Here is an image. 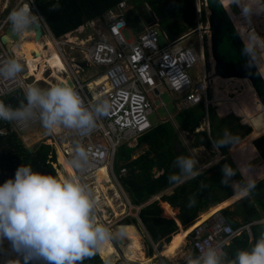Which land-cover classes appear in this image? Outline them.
Here are the masks:
<instances>
[{
	"label": "clouds",
	"instance_id": "1",
	"mask_svg": "<svg viewBox=\"0 0 264 264\" xmlns=\"http://www.w3.org/2000/svg\"><path fill=\"white\" fill-rule=\"evenodd\" d=\"M219 4L224 6V0H219ZM233 5L240 10L239 16L231 14L230 19L234 25H240L237 35L244 44L242 55L248 58L246 67L256 66L260 72L264 64V37L255 31L252 21L254 16L264 15V0H228V8L231 9ZM60 8L57 2L48 10L57 12ZM40 19L42 17L35 14L29 4L13 8L6 17L5 23L10 25L12 36L19 39L9 37L14 46L9 58L0 62V78L14 79L22 73L25 86L18 89L25 92L17 107L0 101V121L15 122L24 127L39 122L46 134L62 127L74 130L80 137H86L95 130L99 118L109 115L110 102L105 99L85 106L78 91L68 83L54 84L48 88L28 85L27 79L31 76L25 77L23 58L15 53V48L19 46L17 42L33 35L40 27ZM41 28L42 36L43 31L49 36L42 24ZM63 62L65 70H68V64ZM62 73L67 74L66 71ZM238 141L237 135L226 130L222 138L211 142L213 149L219 151L224 146H234ZM50 147L55 152L56 147ZM73 151L74 155L68 161L69 167L78 173L86 171L90 163L88 149L77 141ZM198 163L191 156H177L173 167L178 171L168 177L169 183L179 185L201 175ZM237 172L242 177L239 182L233 180ZM222 174L221 183L234 190L231 197L233 200L249 198L257 187L256 178L248 165L239 164L233 168L226 163ZM205 188L202 182L201 191ZM149 203L142 204L144 206ZM195 204L194 194L189 197L188 207H194ZM96 207L97 199L93 191L78 176L44 175L33 171L31 165L20 166L14 179H8L0 185V264H83L86 259L99 253L104 245L126 235V226L114 231L99 223L95 214ZM129 218L138 220L132 216L124 219ZM121 222L119 225H128ZM245 227L249 230L256 228L258 232L255 242L248 249H238L232 258H228L223 245L217 244L207 247L198 255L188 256L186 264H264V218L253 219ZM5 241L10 246L8 249L4 248ZM162 248L158 246L157 251L160 258L165 259L160 253Z\"/></svg>",
	"mask_w": 264,
	"mask_h": 264
},
{
	"label": "trees",
	"instance_id": "2",
	"mask_svg": "<svg viewBox=\"0 0 264 264\" xmlns=\"http://www.w3.org/2000/svg\"><path fill=\"white\" fill-rule=\"evenodd\" d=\"M122 1L124 0H33V3L48 24L51 33L55 37H59L69 31L77 29L87 21L104 17L107 11L114 9ZM140 1L151 8L152 12L158 18L159 28L169 39L177 38L188 33V30L195 28L198 23L199 19L197 20L195 7L197 0ZM57 2L60 3L61 8L57 12H50L48 9ZM6 15L7 12L0 11V19H4ZM130 22L134 23L132 17L130 18ZM207 55L206 52L205 56ZM23 96L24 91L17 89L0 99V101H3L6 105L17 107L19 100L23 99ZM239 104L242 105L241 103ZM241 107H239L241 111L236 113L244 116L247 123L253 129L248 125H243L241 129L233 132L232 134L239 137L238 142L264 125V109L259 110L256 108L253 113H249ZM205 114L204 106L200 104L182 109L175 115L180 129L194 134V141L191 147L203 145L207 149H210L212 142L209 136L212 141L220 139L223 137L228 125L240 121L239 117L233 115L219 117L213 111L212 107H208L209 135L205 130L195 133V130L202 125ZM8 125V122L0 121V129H8ZM19 139L14 133L5 136L0 135V185L8 179L15 178L17 169L22 165H31L33 171L44 175L58 176L56 167L53 166V164H56V154L49 145L40 143L33 149H27ZM254 144L264 160V134L256 138ZM141 145H146L148 148L134 158H131L134 147L126 146L121 151L120 154L126 155V157H122L124 162L121 168H119V171L122 168H126V174L124 176L118 174L120 176V185L129 194L132 203L138 205L148 202L151 198L175 186L176 184L169 183L168 177L178 171V169L173 167L176 157L179 155L191 156L190 149L182 143L178 130L170 121L160 123L148 133L140 136L137 139L136 146ZM228 147L231 148L232 146L220 148L219 151L222 158L210 168L206 169L205 172H202L201 175L177 185L172 194L165 193L161 196L160 200L162 202L179 208L178 218L185 227L191 221L195 220L200 212L207 210L211 206L213 208L219 205L220 207L218 209H220V214L233 228L245 226L253 219L264 218V179L257 183L256 189L249 198L239 201H229L232 199L231 197L234 193L231 192V186H224L221 183L223 176L222 168L226 163L233 168L237 167L232 158L228 156ZM62 165L66 171L65 165ZM157 173H160L158 177L156 176ZM241 179L242 177L239 172L233 177L234 181H241ZM202 182L206 185L203 191L200 189ZM194 194L196 204L194 207H188L189 197H192ZM224 202L225 204L221 205ZM224 205L226 207L223 209L222 206ZM232 207L234 208L232 209ZM217 210L202 217L200 222L213 216L218 212ZM139 217L153 241L159 244L160 249L162 248L164 240L169 239L161 251L173 241L174 236L184 231V229L180 231V226L178 229L176 220L163 216V210L158 200L144 205L139 211ZM126 220H122L121 224L130 225L129 222H125ZM251 231L253 233L252 237L245 230L224 247V252L228 258H232L238 249H248L255 242L258 235L257 229L252 228ZM7 247H10L9 244ZM149 253L150 255L154 253L152 246L149 247ZM99 255L100 253L97 252L91 259H86L83 264H105L102 261V257H100L101 255ZM192 255L198 254L193 250ZM183 264H186V262Z\"/></svg>",
	"mask_w": 264,
	"mask_h": 264
},
{
	"label": "built area",
	"instance_id": "3",
	"mask_svg": "<svg viewBox=\"0 0 264 264\" xmlns=\"http://www.w3.org/2000/svg\"><path fill=\"white\" fill-rule=\"evenodd\" d=\"M30 2L35 14L42 17L40 22L50 36L56 50L62 54V46L73 45L78 51L84 53L79 61H85L89 65L104 66L103 79L99 84L94 79L83 84L77 75L80 67L75 60H72L76 67H69V77L73 87L82 97L85 106L105 99L111 104L109 115L97 120V127L90 135L80 137L74 130L70 129L73 141L64 142L66 135H63L62 131L60 133L45 134L44 138L50 146L60 148L66 162L74 155L75 143L77 141L81 142L89 151L90 163L84 172L78 173L72 169L74 174L80 179H91L101 167H106L116 186L120 188L123 198L121 204L124 207V212L121 216L118 214V218H115L116 215L112 216L107 208L96 207L95 214L98 222L113 229L115 225H118L126 217L132 216L139 220L138 212L143 204H132L130 198L124 193L119 177L115 176L113 172L115 155L118 148L123 144H129L130 141L153 129L150 121V116L154 113L152 94L160 97V92L164 87L182 97L186 108L200 104L207 108L212 104L210 100L212 92L210 71L208 69L205 71L203 54L199 53L192 45L185 44L187 33L173 39L166 38L165 43L160 44L159 33L161 29L158 23V25L153 24L138 33L131 40L126 39L123 29L127 27V19L123 12L115 13L116 10L121 11L123 9L124 1L119 2L114 9H110L107 12L109 15L107 31L100 32L97 37L89 34V38L80 39L81 43L87 41L83 45L81 43L74 44V42L65 37L55 38L51 34V30L43 16L40 15L34 5L33 0H30ZM89 23L91 25L95 24L93 26L94 29H96V26H100L95 19L90 20L86 25ZM5 25V19L0 20V29L4 28ZM200 26L201 24L198 21L194 31L200 30ZM202 30L206 35H210L209 26ZM2 34H0V37ZM9 55L10 53L0 41V62L8 59ZM198 67L199 76L193 79L188 70ZM24 86L25 79L22 73L14 79L0 78V99L18 88H24ZM37 125H40L39 122L27 127L10 122L8 129H0V135L5 136L10 133L19 135ZM192 157L197 160L196 156L193 155ZM202 168L203 165L199 167V169ZM125 172L126 168H122V174ZM90 184L87 185L89 186ZM245 230L250 236L253 235L251 229H246L245 226L233 228L220 213H216L199 222L190 231L188 237L193 250L197 254L207 247L217 244H222L224 251V246L228 245L233 238L241 235ZM150 239L153 248L157 250L158 244L151 237ZM7 246L8 242L5 241L4 248L8 249ZM12 258L16 257L13 256ZM161 259L163 264H168L163 257ZM114 264L137 263L119 256V259Z\"/></svg>",
	"mask_w": 264,
	"mask_h": 264
},
{
	"label": "rangeland",
	"instance_id": "4",
	"mask_svg": "<svg viewBox=\"0 0 264 264\" xmlns=\"http://www.w3.org/2000/svg\"><path fill=\"white\" fill-rule=\"evenodd\" d=\"M124 2H125V5H124L123 9L121 11L116 10L115 13L123 12L125 15V18L127 19V27L125 29H123V34H124L126 39L129 40V39L133 38L135 35H137L138 33L144 31L146 28H149L153 24L158 23V18L152 12L151 8L146 6V4H143L140 0H124ZM205 3H206L205 0H197L196 1V6H195L196 7V15H197V20L199 19L198 21L201 24V26H200L201 29L197 30V31H194L195 28L188 30L189 32L187 33L188 36H187V40L185 41V44L192 45L194 48H196V50L199 53L203 54V61L205 62V71L208 69L210 71V74H211V72H212V61H211L212 56H211V49H210V47H211L210 46V35H206V33L202 30V29L207 28L209 26L208 21H207L208 15H209V10L207 9ZM224 3L228 7V0H224ZM23 4L31 5L32 11L35 12V10L32 7L30 0H0V11L1 12L5 11V12H7V15H8L9 12L13 8L20 7ZM229 11L231 14H234L230 9H229ZM7 15H6V17H7ZM202 15H204V17H202ZM235 15L239 16V14H235ZM6 17H5V20H6ZM131 17L133 18L134 23L130 22ZM99 19L100 18L95 19L96 21H98V24L100 25L99 27L96 26V29H94L93 26L95 24H97V22H95L94 25H91L90 23L88 25H83V26L81 25L78 27V29L73 30L71 33V38L74 41V44L81 43V41L72 37V36H80L81 39H82V37H83V39H86V37L89 38V34L97 37L100 34V32H106V30H107L106 24L109 20V15L104 14V17L101 18V21H99ZM0 20H3V19H0ZM8 26L9 25L6 23L4 28H6ZM236 27L240 28V25H237ZM252 27H254L255 31L261 37H264V15L254 16L253 21H252ZM4 28L0 29V34H2V31H4L3 30ZM43 33H44V35L41 38V40H42L41 42L46 43L45 41L47 39L49 40V38L46 35L45 31H43ZM85 43H81V44L83 45ZM45 47H46L45 49L48 48V46H45ZM6 49H7V47H6ZM53 49H54V47H53ZM66 51H67V55L70 57H74L78 60L82 57L81 51H78L75 47L74 48L67 47ZM48 52H50V50H48ZM206 52L208 54L207 56H205ZM214 66L215 65H213V70H214V74H216V67H214ZM210 68H211V70H210ZM25 70L27 71V69L24 68V71ZM103 70H104V66L90 65V67H87L86 69L80 71L78 73V77H79L80 81L83 84H85L89 78H92L95 76L97 77V74ZM26 71H25V73H26ZM188 71H189L190 75L193 77V79H196L197 76H199V67L198 68H190ZM261 73L264 77V64L261 65ZM44 75H45L44 81L42 79V81H37V82H36V79L33 78L32 76L29 77L27 79L28 85L34 84V85H37L41 88H48L54 84L69 83V81H71V78H68L67 75H64L63 78H61V79H56L55 76H52L53 74L51 75V72H49V71H46L44 73ZM216 75L219 78L220 75H218V74H216ZM60 81H62V82H60ZM211 81H212V79H211ZM214 82H215V78H213V84H214ZM218 99L222 100V102H218ZM210 100L212 101V104H213L212 105L213 111L217 115H219V117H225V116L233 115L235 117H239L241 119L240 121H242L243 123H246V125H248V126H249V124L247 123L244 116H242L240 113H236L233 110V107L234 106H236V107L242 106L241 108H243L246 112H249V113H253L256 108H258L259 110L263 109V107H262L260 101L258 100L254 90L252 89V86L249 83V79L248 78L244 79L243 77H222V76H220L219 88H218V90H214L212 87ZM232 100H234L235 103H230ZM152 102L154 105L153 106L154 113L150 116V121H151L153 127L158 126L160 123L170 121L171 123H173L175 125L176 129L178 130V134H179V137H180L182 143L187 148L191 149L190 152H192L196 156L197 160L199 161L198 165L201 163H202L201 165H203V163H206L204 165H208V168H209V166L211 167L212 165H214L217 162V160L219 159L220 153H218V151L214 150L213 146L210 149L205 148L203 145H199L197 147H191V144L194 141V134H190L189 132L183 131L178 126V123L175 119V115L178 112H180L182 109L186 108V106L182 103V97H180L177 93L170 92L166 87H164L160 92V97H157L156 95L152 94ZM239 103H241L242 105H240ZM203 122H202V125L198 129L195 130V133L197 131L199 132V131H203V130L207 131V133H208L209 125L208 126L204 125ZM60 129H61L63 135H66V137L64 138V142L74 140L73 136L70 132V129H65L62 127H60ZM33 133H36V134H38V136H42V137L39 138L38 140H32L31 138L30 139L26 138L27 136H30ZM45 134H46V132L41 127V125H37L32 129H29V130H26V131L20 133L19 136H17V137L20 138L19 140L21 141V143L24 145L25 148L33 149L35 146H37L40 143L47 145V143H46L47 140L45 139L46 140L45 141L43 139ZM20 135H21V137H20ZM136 142H137V139L130 141L129 144H124L122 147L118 148L117 154L115 155V158L113 161V172H114L115 176H117L119 174V168H121V166L124 162L122 157H126V155L124 156L123 154H120L121 151H123L126 148V146L134 147L133 154H132L131 158L136 157L138 154H140L141 152H143L145 150V147L136 146ZM242 150H244V149H241L238 152V154H236L235 156H238ZM55 154H56V159H55L56 164H53V166L56 167V172H58V176H60V177L75 176L73 173H71V171L67 165L65 166V168H66V171H65L64 166L62 165V164H64V160L61 159V161H60V158H62V157L60 154H58V152H56V148H55ZM255 166L256 165L250 166V167H255ZM96 174L94 177H91V179L82 178L81 181L83 183L85 182L87 184L91 183L89 185V187L91 188L94 196L97 199V207H99L101 209L102 208H111V210L113 208V210H115V213H113L112 216H115V214H116L115 218H118V216L119 215L121 216V214L124 212V210H123L124 207L122 206L121 208H118L117 205L119 203L115 202V199H113L114 200L113 201L112 199L109 198V196L113 197V194H114V187L113 186H115L116 188H118V187L116 186V184H115L114 180L112 179L109 172H107L109 180L107 179L105 181H99L98 179H96ZM125 174H126V172H125ZM209 174H208V176H209ZM156 176L158 177L159 175L157 174ZM100 177H104V176H100ZM93 178H95L96 180ZM236 181L239 182V180H236ZM109 183L111 185H113L111 188H107V186H110V185H108ZM98 186H100V189H99V192L97 193V190H98L97 187ZM119 190H120V188H119ZM120 192H121V190H120ZM231 192H234L232 187H231ZM124 193L126 194V192H124ZM126 196H127V194H126ZM232 200L233 199H230L229 201H232ZM154 201H155V197L151 198L148 202H154ZM227 201H225V202H227ZM159 202H160V205H161L162 210H163V216H165L167 218H173V217H171V215H168L164 212V207L162 205V202L161 201H159ZM225 202L222 203L221 205L225 204ZM102 203L105 206H103ZM211 207H209L205 211L200 212L197 215V218L195 220L191 221L188 224V226L185 227L186 230L184 228V235H186V239H185L184 244H183L184 241L179 240L176 236L173 237V242H171V244L174 243V240L177 241L178 242L177 252L179 253L180 251H182L179 255H177V257L170 259L166 255L167 254L166 248H168V246L170 247L171 244H168L167 247L163 251L160 252L161 255L165 257L168 264H183L185 259H187L188 256L192 255L193 247L190 243V238L188 237V234L200 222V219L204 214L212 213L213 211L217 210L220 207V205L213 207V208H211ZM222 207L225 208L226 205H224ZM233 208L234 207H232V209ZM219 210L220 209H218L217 211H219ZM178 212L179 211H177V209H176L177 214H178ZM200 214H202V215H200ZM199 216H201V217L198 219ZM125 222L131 223L133 225L134 229L136 230V233L138 235V243L140 245V248L143 252L144 257L146 258V261H148V264H163L161 261V258H160V254L158 253V251L155 248H154V253L152 255H150L149 247L153 244L151 243V239L148 236V234H146L143 226L140 223H138V221L135 220L134 218H129ZM114 228L116 230V225L113 227V230H114ZM117 239H114L112 241V243H113L114 247L116 248V250H118V252H119V249H118L119 246H118V243L116 242ZM168 240H166V241L164 240V243L162 246L166 245ZM102 261H103V259H102ZM114 263H115V261H114ZM134 263H136V262H134ZM105 264H107V263H105Z\"/></svg>",
	"mask_w": 264,
	"mask_h": 264
},
{
	"label": "bare ground",
	"instance_id": "5",
	"mask_svg": "<svg viewBox=\"0 0 264 264\" xmlns=\"http://www.w3.org/2000/svg\"><path fill=\"white\" fill-rule=\"evenodd\" d=\"M224 6L226 7L229 14L231 15L228 7L225 4H224ZM236 28H238V27H236ZM34 36H35V33L31 36L24 37L22 41L17 42L19 46L15 48L16 55L21 56L23 58V62L26 66L27 71L24 74L25 77L32 76L33 78L36 79V82L42 81V79L44 81V79H45L44 73L48 70L49 72H51V75L53 74L52 76H55L56 79L63 78L62 72L66 71L65 70V64H64L63 60L60 58L59 54L53 50V46L51 43L52 40L50 41L46 38L47 39L45 41L46 43H42L41 38L35 39ZM18 39L19 38L17 37L16 40H18ZM4 40L6 41L7 50L10 53L11 51H9L8 47L11 46V49L13 48V46H14V43L12 44L13 40L10 39L8 35L4 37ZM45 46H48V48L45 49L46 48ZM48 50H50V52H48ZM211 61H212V72L210 74V77L212 79L211 89L213 87L214 90H218L220 76L218 78V76L216 74H214V70H213L214 61L212 58H211ZM65 75H67V74H65ZM213 78H215L214 84H213ZM244 79H246V78H244ZM60 82H62V81H60ZM100 82H101V78L97 79L96 83L99 84ZM68 84L70 85V83H68ZM263 109H264V107H263ZM60 131H61L60 128H57L55 132L60 133ZM263 133H264V126L261 129H259L257 132H255L248 140L246 139L247 140L246 142H244V143L240 144L238 147H236L235 150L236 149L239 150L249 143L251 144V142L254 140V138H257L258 136L262 135ZM58 152L61 155L62 159L64 160L65 166L67 165L68 168L70 169L71 173L74 174V172L72 171V168L69 167L68 162H66V160L64 159L62 151L58 150ZM100 176H104L105 178L100 177ZM96 179H98L99 181H105L107 179L109 180L106 167H101L99 169V171L96 174ZM108 185H110V186H107V188L112 187L111 184H108ZM97 189H98L97 190V193H98L100 186H98ZM167 209L170 210L168 207H167ZM200 217L201 216H199L198 219ZM119 227H121V226H118L116 229H118ZM177 237H180L184 240L186 239V235H184V234H179V235H177ZM118 239H119V243H118L119 252H118V250H116V248L114 247L112 242L104 245L100 249L99 253H100V255H101V257L105 263L114 264V261H117V259H119V256H123V257L127 258L128 261L136 262L137 264H148V261H146V258L144 257L143 252H142L140 245L138 243V235L132 226H126V235L121 237V238H118ZM177 247L178 246L175 243H172L170 245V251L167 252V256L170 259L177 257V255H179L181 253V252L177 253V251H176Z\"/></svg>",
	"mask_w": 264,
	"mask_h": 264
},
{
	"label": "water",
	"instance_id": "6",
	"mask_svg": "<svg viewBox=\"0 0 264 264\" xmlns=\"http://www.w3.org/2000/svg\"><path fill=\"white\" fill-rule=\"evenodd\" d=\"M205 1L207 9L209 10L208 25L210 31V49L216 67V73L222 77L248 78L258 100L264 107V77L256 66L251 68L246 67L248 58L242 55L244 44L241 38L237 35L238 28H236L233 21L230 19L228 10L225 6L219 4V0ZM230 10L234 14L240 13L239 8L235 5H233ZM9 28L10 25L4 31L5 35H2L0 38L3 45H6V41L4 40L5 36L8 35L12 39L17 38V36H12ZM34 38H42L41 24L36 30ZM165 41L166 34L163 31H160V44H164ZM77 64L81 66L82 69H86L89 66L85 62H78ZM218 71H220V73H218ZM68 78L70 77L68 76ZM69 83L73 86L72 81H69ZM243 125L244 124L240 121L235 122L232 125L227 126L226 130L233 133L241 129ZM261 160L262 157L257 155L256 158L249 162V165L253 166ZM216 213H219V211ZM116 242L119 243V239H117Z\"/></svg>",
	"mask_w": 264,
	"mask_h": 264
},
{
	"label": "crops",
	"instance_id": "7",
	"mask_svg": "<svg viewBox=\"0 0 264 264\" xmlns=\"http://www.w3.org/2000/svg\"><path fill=\"white\" fill-rule=\"evenodd\" d=\"M106 27H107V24H106ZM78 29V28H77ZM74 30H76V29H74ZM73 31V30H72ZM72 31H69V32H67V33H65V34H63V35H61V36H59V37H55L54 35V37L55 38H61V37H65V38H68V39H70V41H73L72 40V38H71V33H72ZM107 31V30H106ZM136 36V35H135ZM134 36V37H135ZM72 37H74V38H76V39H78V40H80L81 39V37L80 36H72ZM48 38H49V40H51L50 39V37L48 36ZM82 39H83V37H82ZM132 39V38H131ZM131 39H129V40H131ZM84 40V39H83ZM74 42V41H73ZM12 43H14V42H12ZM51 43H52V41H51ZM52 46H53V44H52ZM54 47V46H53ZM67 47H69V48H73L74 46L73 45H64V46H62V48H61V51H62V54L58 51V50H56L55 49V47H54V51L56 52V53H59V56H61L62 58H63V60L65 61V63L66 64H68V68L70 67V68H74V67H76L75 65H74V63H72V60H75V62H76V64L78 63V62H85V61H79L80 59H82V57H83V55H84V53H82L81 55H82V57L78 60V59H76V58H74V57H70V56H68L67 55V51H66V48ZM9 51H11V46H9ZM78 65V64H77ZM89 65V64H88ZM67 66V65H66ZM80 68H79V70H78V73L80 72V71H82V70H84V69H82V67L81 66H79ZM88 67H90V65L88 66ZM69 70V69H68ZM68 70H66V73L69 75V71ZM102 73H103V71H101L100 73H98L97 74V77L95 76V77H92V78H89L88 79V81L87 82H89V81H93V79H94V81H97V79H100L101 78V81H102V79H103V77H102ZM64 73H62V75H63ZM78 75V74H77ZM64 76V75H63ZM86 82V83H87ZM27 87L28 86H26V89H27ZM26 89H24V90H26ZM25 92V91H24ZM218 102H222V100H220V99H218ZM182 103H183V98H182ZM230 103H234V100H232ZM229 104V103H228ZM203 105V104H202ZM213 104H211V105H209L208 107H213L212 106ZM204 106V105H203ZM225 106V105H224ZM208 107L207 108H205L204 107V109H205V112H206V114H205V117H204V119H203V123H204V125H209L208 124ZM189 108V107H188ZM185 109H187V108H185ZM233 110L235 111V112H238V111H240L239 110V107H236V106H234L233 107ZM240 122H242V121H240ZM10 122H8V124H9ZM235 123V122H234ZM243 123V122H242ZM244 124V123H243ZM232 125V124H231ZM229 126V125H228ZM250 126V125H249ZM264 125H262L261 127H259L258 129H256L252 134H247V135H249L248 137H246V138H244L243 140H241L240 142H238V143H236L234 146H232L231 148H227V152H228V156L229 157H231L232 158V160H233V162L235 163V165H236V167H238V165L240 164V165H248L249 166V162L252 160V159H254V158H256V156L257 155H260V153H259V151L257 150V148L255 147V144H254V140L256 139V138H254V140L251 142V144L249 143V144H247L246 146H244L243 148H241V149H244V150H242L241 151V153L238 155V156H235L236 154H238V152L241 150V149H236L235 150V148L236 147H238L240 144H242V143H244V142H246L255 132H257L259 129H261L262 127H263ZM251 127V129L253 128L252 126H250ZM154 128V127H153ZM252 131V130H251ZM198 132V131H197ZM208 135H209V130H208ZM246 135V136H247ZM263 135V134H262ZM262 135H260V136H262ZM142 136V135H141ZM260 136H258V137H260ZM20 137H21V135H20ZM42 136H38V134H36V133H33L32 135H30V136H27L26 138H31L32 140H38L39 138H41ZM140 137V136H139ZM138 137V138H139ZM257 137V138H258ZM25 138V139H26ZM138 138H136V139H138ZM209 138H210V140L212 141V139H211V137L209 136ZM44 139V138H43ZM247 139V140H246ZM45 140V139H44ZM213 142V141H212ZM47 143V142H46ZM125 144H127V143H125ZM124 145V144H123ZM122 145V146H123ZM136 145H137V142H136ZM121 146V147H122ZM142 147H145V149L146 148H148V146H146V145H141ZM127 147H130V146H127ZM120 148V147H119ZM132 148V147H131ZM206 148V147H205ZM246 148V149H245ZM56 150H60V148H56ZM191 150V149H190ZM142 153V152H141ZM218 153H220V151H218ZM190 154L193 156L194 154L192 153V152H190ZM195 156V155H194ZM261 156V155H260ZM222 158V155L220 154V156H219V159L217 160V162L220 160ZM244 163H242L241 161ZM216 162V163H217ZM202 164V163H201ZM201 164H199L200 166H202ZM204 164H206V163H203V168L202 169H199V167L200 166H198L197 165V168L200 170V172L202 173V172H205L206 171V169L208 168V165H204ZM256 166L255 167H251V171H252V175L256 178V183H258L259 181H261L262 179H264V160H263V158H262V160L260 161V162H258V163H256L255 164ZM254 166V165H253ZM250 167V166H249ZM209 168H210V166H209ZM161 173V172H160ZM160 173H157L158 175L160 174ZM119 174H120V176H124L125 175V173L124 174H122V169H121V171H119ZM118 176V175H117ZM120 176H118V177H120ZM105 178V177H104ZM110 184V183H109ZM113 186V185H112ZM177 185H175V186H173L172 188H170V189H168V190H166L165 192H163L162 194H160V195H158V196H156L155 197V200H159V201H161L160 200V198H161V196L162 195H164L165 193H167V194H172L173 193V190L175 189V187H176ZM114 187V186H113ZM122 187V186H121ZM123 189V188H122ZM124 190V189H123ZM124 192H126L125 190H124ZM127 194V193H126ZM233 195V194H232ZM127 197L128 198H130V196H129V194H127ZM109 198L110 199H115V202H118L119 204L117 205V207L118 208H121L122 207V202H123V198H122V195H121V193H120V190H119V188H116V187H114V194H113V197H111V196H109ZM154 198V197H153ZM130 200H131V198H130ZM111 201V200H110ZM114 201V200H113ZM109 202V201H108ZM131 202H132V200H131ZM162 202V201H161ZM146 203H149V202H146ZM235 203V202H234ZM233 203V204H234ZM233 204H231V205H233ZM102 205L103 206H105L103 203H102ZM162 205H163V207H164V212L166 213V214H168V215H171V217H173L172 219H174V220H176V222H177V224H178V229H179V226H180V231L181 230H183L185 227H184V225L181 223V221H180V219L178 218V214L176 213V209H177V211H179L178 209L179 208H177V207H173L172 205H170V204H168V203H164V202H162ZM217 205V204H216ZM230 205V206H231ZM170 209V210H168L167 209V207ZM107 210L111 213V214H113V213H115V210H113V208H112V210H111V208H107ZM179 213V212H178ZM177 214V215H176ZM204 214V213H203ZM116 215V214H115ZM200 215H202V214H200ZM207 214H204L202 217H204V216H206ZM201 217V218H202ZM138 221V223H140L142 226H143V228L145 229V227H144V225L141 223V220L139 219V220H137ZM118 226H132L133 227V225L132 224H130V225H119V223H118V225H116V228L118 227ZM134 228V227H133ZM136 231V230H135ZM145 232L146 233H148V231H146V229H145ZM179 234H184V231H182L181 233H179ZM178 234V235H179ZM253 234V233H252ZM250 236V235H249ZM253 236V235H252ZM252 236H250V237H252ZM177 237V236H176ZM179 240H182V241H184L183 242V244L185 243V240L184 239H182V238H180V237H177ZM173 242V241H172ZM174 243L178 246V242L177 241H175L174 240ZM167 244V243H166ZM171 244V243H170ZM225 247V246H224ZM178 250V247L176 248V251ZM183 250V249H182ZM168 251H170V247L168 246V248H166V252H168ZM180 252H182V251H180ZM179 252V253H180ZM178 253V252H177ZM167 255V254H166ZM186 260L187 259H185V261L184 262H186ZM183 262V263H184Z\"/></svg>",
	"mask_w": 264,
	"mask_h": 264
},
{
	"label": "flooded vegetation",
	"instance_id": "8",
	"mask_svg": "<svg viewBox=\"0 0 264 264\" xmlns=\"http://www.w3.org/2000/svg\"><path fill=\"white\" fill-rule=\"evenodd\" d=\"M215 65V64H214ZM215 67V66H214Z\"/></svg>",
	"mask_w": 264,
	"mask_h": 264
}]
</instances>
